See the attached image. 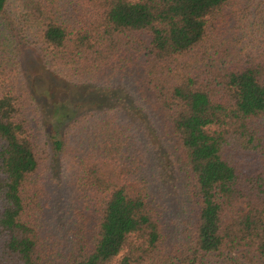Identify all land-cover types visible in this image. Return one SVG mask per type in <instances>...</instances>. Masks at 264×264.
<instances>
[{
	"label": "trees",
	"instance_id": "obj_1",
	"mask_svg": "<svg viewBox=\"0 0 264 264\" xmlns=\"http://www.w3.org/2000/svg\"><path fill=\"white\" fill-rule=\"evenodd\" d=\"M235 1L23 0L6 16L0 0V264H264V0L228 47L217 39ZM143 34L138 102L124 107ZM25 46L64 86L99 94L75 87L74 107L52 100L53 89L35 97L13 73ZM48 99L46 144L74 176L69 216L50 197L46 153L28 130L27 103L38 111ZM162 121L178 155H165L166 167L182 175L170 246L140 147L156 140L145 125ZM244 153L257 160L251 171Z\"/></svg>",
	"mask_w": 264,
	"mask_h": 264
},
{
	"label": "rangeland",
	"instance_id": "obj_2",
	"mask_svg": "<svg viewBox=\"0 0 264 264\" xmlns=\"http://www.w3.org/2000/svg\"><path fill=\"white\" fill-rule=\"evenodd\" d=\"M9 1V12L6 14V16L11 14L12 16V11L17 10V8L21 4L23 5V0H8ZM258 2H261V0H236L235 3L231 4V7H229L226 16V24L221 27L219 31V37L217 41L220 43L225 41L229 46V43L231 42L232 39L239 37L240 36V29H241V24H244V29L246 30L247 28L250 27L251 23L254 21H248L250 18L254 19V16L256 14H260V11L257 9ZM237 4V5H236ZM5 16V17H6ZM264 16V12L263 15ZM241 22V23H240ZM1 24V23H0ZM247 26V28H246ZM2 26L0 25V28ZM246 28V29H245ZM254 33V31H251ZM139 43L135 44V50L130 51L131 53L129 54H137L134 57L132 56V69L135 73V78L137 79V82L134 83V80L132 79L131 84L127 86L128 91H126V95L122 96V100L124 101L125 105L124 107H128L132 104V102L137 100L139 98V92L138 88L139 85L142 84V75L140 74L141 72V63L143 62L145 55L144 53H147V43H148V37L146 35H142L139 38ZM142 49H141V48ZM1 54V53H0ZM2 55V54H1ZM0 61H4L3 55L0 56ZM17 66V65H16ZM15 67V65L12 66V68ZM18 70L14 71V74H17L18 76V83L20 81L23 86V81L29 85L31 92H34L35 97H42L43 93L45 92L44 90H54L50 93V97L52 100H56L55 96L57 98H63L67 103H69L72 100L73 107L82 101V99H77L75 100L74 98L76 97H71V91L75 87H78L79 90H83L85 88L81 86H70L66 85L64 86L61 84L59 79L53 75L49 70H47L44 66V64L41 61V58L39 56V52L37 51L36 48L25 46L19 50L18 53ZM11 68V69H12ZM11 73V70L9 71ZM59 82V83H58ZM106 81H103L105 83ZM138 83V84H137ZM89 88L86 90H92L90 95L92 94L93 96L98 95L99 93L96 92V89H94V86H88ZM117 89V88H113ZM85 90V91H86ZM80 91V92H81ZM85 91H82V93H85ZM89 95V96H90ZM66 97V98H65ZM74 99V100H73ZM40 102H43L44 99L41 98L39 100ZM111 105H113L116 102V99L111 100ZM136 102V103H137ZM22 103H23V92H22ZM120 103L112 106L114 107V112H118L119 115L122 117L121 111L118 110V108H123L119 107ZM50 99H48L47 106L44 107L43 109H39V116H38V111L35 109L36 106L33 104L27 103L28 106L25 108V112L27 114H33L35 117H30L31 123L28 126L29 132L33 135L34 140L37 144L42 146L45 150V172L43 173L44 175L46 174V179H47V184L49 185V194L52 199V201H59L61 208H57L58 211L61 212V217L63 214V208L64 210H67L66 216H69L72 214V211L69 210V200H71V195L70 193L72 192L73 185H74V176H73V171L70 170L69 168L65 167L62 165L61 162L59 166L58 164V157L54 155V153L49 149L50 146L46 144L47 138H46V130L44 125V121L46 120L47 115L50 112ZM36 105H39V103H36ZM88 109L80 110L81 113H88L92 109L96 108L94 106H89L87 107ZM130 108V107H129ZM43 110V112H42ZM46 112V114L44 113ZM103 111V110H100ZM98 111H95L94 113H98ZM139 117V115H136ZM130 121L137 125H139V122L136 121L135 116H131ZM140 121V119H139ZM147 128L148 133H152V131H155V137L156 140H152V145L151 148L147 152H145L144 148L140 145L142 148L145 157H146V163L147 165L149 164V159H150V165L153 167V169L149 172V180L152 182V189L153 192L151 191V199L153 198V201L155 202V205H157L159 211L163 212V209L165 207V217H166V229L168 232H171L174 235V238L169 237L166 240L167 246H170L173 244V242L176 240V237L181 234V231L179 232L178 235H175V233H178V231H175V224L171 222V219L176 217L174 215H169V212L175 213L176 210L180 211V185L177 181L178 177H182V175L178 173H173V166L166 167L167 166V158L165 155H168L172 157L173 159L177 160V153L174 149H172V145L169 146V148H166V142L167 139L165 136L167 135V131H165V121H162L157 125V127L152 128L148 125H145ZM158 133H157V131ZM261 131L264 133V120L262 121L261 125ZM135 134L139 137L140 130L135 129ZM145 133V132H144ZM242 163L241 166L244 168L246 171H251L257 166V160L255 161V155L253 153H244L241 156ZM43 166V169H44ZM151 173L157 174L156 180L160 178V183L159 181L154 182L151 178ZM159 186V188H158ZM54 208V206H51ZM234 212L239 211L243 212L246 210V205L245 202H238L233 205ZM69 211V212H68ZM163 216V215H162ZM183 216V214H181ZM170 248V247H169Z\"/></svg>",
	"mask_w": 264,
	"mask_h": 264
}]
</instances>
